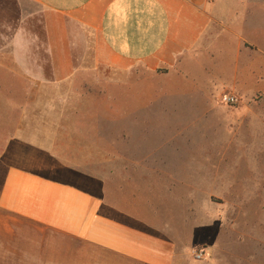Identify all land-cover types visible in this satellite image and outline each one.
<instances>
[{
	"label": "crops",
	"instance_id": "obj_1",
	"mask_svg": "<svg viewBox=\"0 0 264 264\" xmlns=\"http://www.w3.org/2000/svg\"><path fill=\"white\" fill-rule=\"evenodd\" d=\"M28 1L41 8L49 71L57 84L110 69L171 77L190 89L213 90L216 82L222 83L217 60L247 59V83L231 89L243 94L264 87V0ZM26 36L21 30L13 33L14 59L28 58ZM144 84L141 80L147 94L158 92ZM200 101L210 109L218 106L215 100ZM159 103L144 100L140 108ZM259 109L264 110V101L243 100L230 112L264 116ZM127 141L104 153L110 157L105 171L120 175L118 183L105 178L102 192L33 170L30 157L0 164V210L30 226L13 230L24 243L8 245L16 253L8 264H212L193 257L205 246L210 255L207 225L196 233L191 211L179 207L182 227L176 229L169 222L177 204L174 191L153 196L155 186L159 190L161 183L168 186L178 177L163 165L151 168L147 159L135 161ZM89 150L79 154L91 155ZM148 173L151 181L146 180ZM183 197L178 202L185 203Z\"/></svg>",
	"mask_w": 264,
	"mask_h": 264
},
{
	"label": "rangeland",
	"instance_id": "obj_2",
	"mask_svg": "<svg viewBox=\"0 0 264 264\" xmlns=\"http://www.w3.org/2000/svg\"><path fill=\"white\" fill-rule=\"evenodd\" d=\"M20 30L29 41L26 60L12 55L13 33ZM216 63L222 83L216 82L213 90L190 89L171 77L110 69L57 84L49 71L41 8L28 0H0V164L30 157L33 170L102 192L105 178L118 183L120 175L105 171L110 157L104 153L125 146L128 138L126 148L135 161L147 159L151 168L163 165L178 177L168 186L161 183L159 190L155 186L153 196L174 191L177 204L169 222L176 229L182 227L180 208L191 211L196 233L207 225L206 261L264 264V116L247 110L233 114L230 110L239 103H222L230 92L239 102L264 101V87L237 93L231 85L247 83V59ZM141 80L158 92L147 94ZM144 100L160 103L143 110ZM200 100H215L218 106L210 109ZM88 148L91 155L79 154ZM146 175V180L153 179ZM183 195L182 204L178 199ZM15 228L30 226L0 210V264L16 255L8 245L24 243L22 235H13Z\"/></svg>",
	"mask_w": 264,
	"mask_h": 264
},
{
	"label": "built area",
	"instance_id": "obj_3",
	"mask_svg": "<svg viewBox=\"0 0 264 264\" xmlns=\"http://www.w3.org/2000/svg\"><path fill=\"white\" fill-rule=\"evenodd\" d=\"M222 103L226 106L234 107L239 103V99L234 94H225L222 96ZM207 257L206 249L201 248L194 252V258L196 261H203Z\"/></svg>",
	"mask_w": 264,
	"mask_h": 264
}]
</instances>
